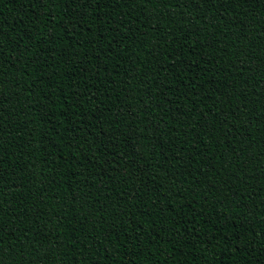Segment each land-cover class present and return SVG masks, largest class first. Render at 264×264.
<instances>
[{
    "label": "trees",
    "instance_id": "16d2710c",
    "mask_svg": "<svg viewBox=\"0 0 264 264\" xmlns=\"http://www.w3.org/2000/svg\"><path fill=\"white\" fill-rule=\"evenodd\" d=\"M0 264H264V0H0Z\"/></svg>",
    "mask_w": 264,
    "mask_h": 264
}]
</instances>
